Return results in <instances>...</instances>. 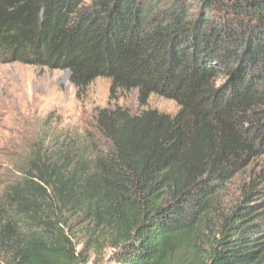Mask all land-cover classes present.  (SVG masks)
<instances>
[{
    "label": "trees",
    "instance_id": "16d2710c",
    "mask_svg": "<svg viewBox=\"0 0 264 264\" xmlns=\"http://www.w3.org/2000/svg\"><path fill=\"white\" fill-rule=\"evenodd\" d=\"M0 57L179 107L99 109L93 134L33 151L0 190V264H83L103 240L110 264H176L198 243L192 264H264V0H0Z\"/></svg>",
    "mask_w": 264,
    "mask_h": 264
},
{
    "label": "rangeland",
    "instance_id": "374dc122",
    "mask_svg": "<svg viewBox=\"0 0 264 264\" xmlns=\"http://www.w3.org/2000/svg\"><path fill=\"white\" fill-rule=\"evenodd\" d=\"M110 87L109 80L99 79L87 89L79 90L71 83L69 71L7 64L0 57V190L4 183L22 177L30 155L37 148L56 153L59 145L66 141L93 134L94 117L99 109L119 106L133 114L157 110L171 116L179 111L174 101L159 96H152L148 105L142 107L138 92L134 90L111 101ZM254 171L258 173V163L223 190L213 225H218V215L222 211L228 214L241 201L244 187L250 184ZM259 191L252 206L257 208L260 205V212L264 211V188ZM74 230L80 237L84 231L81 227ZM102 242L89 250L83 264H110L111 250L106 241ZM197 245L189 247L187 252H179L176 264L199 261L198 248L203 245ZM81 249L83 244L79 247Z\"/></svg>",
    "mask_w": 264,
    "mask_h": 264
}]
</instances>
